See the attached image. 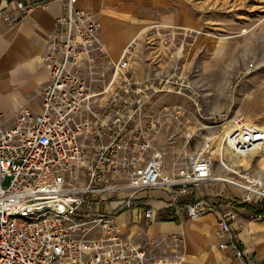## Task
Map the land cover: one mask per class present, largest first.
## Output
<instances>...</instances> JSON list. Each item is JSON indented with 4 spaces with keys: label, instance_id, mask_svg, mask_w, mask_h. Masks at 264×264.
Returning a JSON list of instances; mask_svg holds the SVG:
<instances>
[{
    "label": "built area",
    "instance_id": "built-area-1",
    "mask_svg": "<svg viewBox=\"0 0 264 264\" xmlns=\"http://www.w3.org/2000/svg\"><path fill=\"white\" fill-rule=\"evenodd\" d=\"M1 1L13 8L0 5V16L16 24L52 0ZM63 2L44 54L51 80L40 91L41 110L22 108L9 121L0 109V264H181L157 257L154 238L140 244L122 235L125 211L154 217V207L140 201L141 192L154 188L168 192L170 216L182 209L192 218L217 212L218 233L227 237L220 247L245 260L233 223L239 214L264 219V172L252 173L221 154L215 160L211 138L167 161L156 144L164 121L178 123L187 146L196 129L181 103L165 105L158 114L152 107L161 94L185 93L187 82L177 73L134 78V41L112 58L96 16L78 0ZM230 123L222 131L225 148L245 158L264 149V127L244 115ZM215 161L226 174L214 172ZM216 182L243 195L215 192ZM207 183L209 190L196 195ZM171 237L183 246V236Z\"/></svg>",
    "mask_w": 264,
    "mask_h": 264
},
{
    "label": "rangeland",
    "instance_id": "rangeland-1",
    "mask_svg": "<svg viewBox=\"0 0 264 264\" xmlns=\"http://www.w3.org/2000/svg\"><path fill=\"white\" fill-rule=\"evenodd\" d=\"M153 3L157 21L132 42L130 71L138 79L177 73L188 84L185 93L159 95L152 107V112L158 114L165 105L181 103L187 110L184 118L196 129L187 146L178 123L164 121L157 139L162 148L174 145L171 160L195 149L202 139L209 137L214 143L236 115L264 126V0H153ZM164 16L170 17V21H162ZM104 46L109 56L117 59L105 43ZM110 73L106 71L107 75ZM84 74H89L90 80L96 77L93 73ZM216 119L220 124L214 122ZM254 154L242 156L249 161L242 166L255 174L263 173L264 149ZM217 157L216 154L215 160ZM214 163L216 174L227 173L219 163ZM222 186L217 183L212 188L220 192ZM238 220L244 237L250 235L249 223L264 221L244 214ZM182 247L183 256L179 252L172 260L182 259L185 264L188 254L185 240ZM154 252L170 250L159 246ZM260 263L264 264V258Z\"/></svg>",
    "mask_w": 264,
    "mask_h": 264
},
{
    "label": "crops",
    "instance_id": "crops-1",
    "mask_svg": "<svg viewBox=\"0 0 264 264\" xmlns=\"http://www.w3.org/2000/svg\"><path fill=\"white\" fill-rule=\"evenodd\" d=\"M0 5L8 10L13 8L12 3L5 1H1ZM78 6L92 12L99 20L101 39L115 58L122 54L128 42L135 41L157 21L153 0H78ZM64 11L63 0H52L46 6L34 7L26 18L16 24H9L0 16V109L9 121L22 108L41 110L40 91L51 80L44 54L54 33V22ZM162 21H170V17L164 16ZM159 141L157 139L156 144L160 146ZM168 146L163 148L166 160L170 161L175 148L173 144ZM217 183L223 185L219 193L243 195L232 185ZM211 185H202L196 195L206 193ZM140 197L142 205L154 207V217L145 220L142 210L125 211L120 216L122 235L140 244L154 238L157 243L155 248H169L170 252H154L157 257L169 260L177 253H183L184 248L179 249L171 237L174 234L183 236L186 242L188 254L185 264H262L264 221L249 223L247 232L250 235L245 237L239 231V220L233 223L234 237L245 250V260H241L233 257L229 248L220 247V242L227 237L218 233L217 212L207 211L192 218L182 209L178 217H173L169 215L170 196L166 190L150 189L141 192ZM166 213L168 217L163 219ZM244 239H247L246 242Z\"/></svg>",
    "mask_w": 264,
    "mask_h": 264
},
{
    "label": "bare ground",
    "instance_id": "bare-ground-1",
    "mask_svg": "<svg viewBox=\"0 0 264 264\" xmlns=\"http://www.w3.org/2000/svg\"><path fill=\"white\" fill-rule=\"evenodd\" d=\"M253 125H256V123H254ZM232 123H228V126L226 125L224 128V131L228 128L231 127ZM262 127H264L263 125H261ZM223 132L220 133L217 137V139L215 140V142L213 143L214 147H213V155L216 156V154L219 156L220 154L224 157H228L231 158L233 160L234 163L238 164V163H245V164H249L247 160L244 159V154L241 153H236V152H232L231 150L225 148V146H223ZM262 150V148H257L254 150L253 153H258Z\"/></svg>",
    "mask_w": 264,
    "mask_h": 264
},
{
    "label": "trees",
    "instance_id": "trees-1",
    "mask_svg": "<svg viewBox=\"0 0 264 264\" xmlns=\"http://www.w3.org/2000/svg\"><path fill=\"white\" fill-rule=\"evenodd\" d=\"M163 217H164L163 219H165L166 217H168V213L164 214ZM241 246H242V244H241ZM242 248H243V246H242Z\"/></svg>",
    "mask_w": 264,
    "mask_h": 264
}]
</instances>
